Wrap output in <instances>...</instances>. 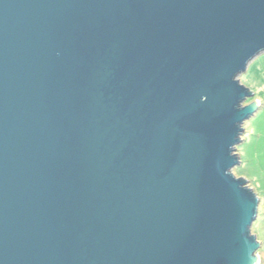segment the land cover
<instances>
[{
  "label": "water",
  "instance_id": "95a60500",
  "mask_svg": "<svg viewBox=\"0 0 264 264\" xmlns=\"http://www.w3.org/2000/svg\"><path fill=\"white\" fill-rule=\"evenodd\" d=\"M262 53L264 0H0V264H260Z\"/></svg>",
  "mask_w": 264,
  "mask_h": 264
},
{
  "label": "rangeland",
  "instance_id": "374dc122",
  "mask_svg": "<svg viewBox=\"0 0 264 264\" xmlns=\"http://www.w3.org/2000/svg\"><path fill=\"white\" fill-rule=\"evenodd\" d=\"M238 79L254 94L244 105L259 100L262 105L258 102V111L244 124L242 142L237 146L240 164L232 172L237 178H244L261 199L260 215L252 233L264 243V53L255 58ZM259 253L264 255V248Z\"/></svg>",
  "mask_w": 264,
  "mask_h": 264
},
{
  "label": "crops",
  "instance_id": "0c3cea01",
  "mask_svg": "<svg viewBox=\"0 0 264 264\" xmlns=\"http://www.w3.org/2000/svg\"><path fill=\"white\" fill-rule=\"evenodd\" d=\"M258 102H259L260 105H262L260 100ZM259 215H260V213H259ZM259 215H258V218H259ZM257 239H258V237H257ZM258 241L261 243V248L260 249H263L264 248V243L261 240H259V239H258ZM258 256H259L260 264H264V255L262 253H259Z\"/></svg>",
  "mask_w": 264,
  "mask_h": 264
}]
</instances>
